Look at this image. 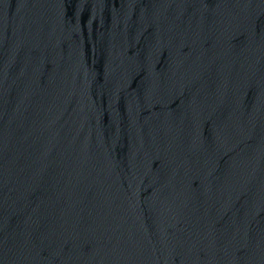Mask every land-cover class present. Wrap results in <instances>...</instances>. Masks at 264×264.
<instances>
[{"label": "water", "instance_id": "water-1", "mask_svg": "<svg viewBox=\"0 0 264 264\" xmlns=\"http://www.w3.org/2000/svg\"><path fill=\"white\" fill-rule=\"evenodd\" d=\"M0 264H264V0H0Z\"/></svg>", "mask_w": 264, "mask_h": 264}]
</instances>
